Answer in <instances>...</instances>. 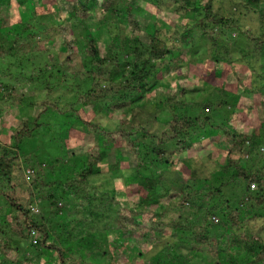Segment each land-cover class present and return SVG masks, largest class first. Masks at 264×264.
<instances>
[{"label": "trees", "instance_id": "16d2710c", "mask_svg": "<svg viewBox=\"0 0 264 264\" xmlns=\"http://www.w3.org/2000/svg\"><path fill=\"white\" fill-rule=\"evenodd\" d=\"M248 1L260 6V0ZM212 4V0H143V4L138 0H0V108L16 103L23 111L31 110L36 101L31 96L27 101L26 92L40 85L46 93L42 109L30 116L32 119L22 115L20 122L10 128L0 117V134L9 132L13 145L0 144V264L9 262L12 253L18 254L20 246L32 249L36 261L51 264H79L83 254L92 258L89 264H95L99 254L117 263L120 256L128 264H187L188 261L182 262L185 255L174 245L157 250L150 258L149 251L142 250L146 245L159 249L167 232L176 240H183L188 253L196 258L209 260V256L217 264H264V238L250 243L252 235L243 232L248 230L245 215L258 219L260 213L246 207L239 221V206L232 209L228 204L229 211L225 212L218 205L213 206L214 210L201 205L199 194L204 187L197 181L200 162L196 157H188L177 165L181 155L195 143L212 138L219 131L227 145L226 160L214 170L213 190L208 193L212 197L223 195L232 184L238 186L239 180L246 183V193H252L255 190L251 183L257 181V195L250 196L255 197L257 205L264 202V165L255 163L259 158L256 148L264 142V123L261 132L238 133L227 120L238 115V104L232 101L237 93L224 84L218 92L225 98L212 100L217 93L213 91L201 100L208 101L218 116L228 111L221 123H214L213 114L192 112L191 100L196 93L179 82L175 87L164 83L163 73L172 64L165 62L172 53L170 46L174 47L177 40L191 44L193 30L199 27L217 46L212 65L203 78H222L230 73L236 78L239 94L252 91L234 65L229 46L235 43L223 38L227 34L222 27L224 18L213 14ZM27 7L26 16L22 10ZM190 8L204 11L202 17L195 16L198 25L184 19L171 27L165 25L163 17L167 13L177 11L185 17ZM145 12L143 25L140 17ZM4 18L7 21L1 23ZM91 22L95 25H88ZM223 25L234 26L229 20ZM96 31L102 33L96 36ZM246 34L257 50L264 49V33ZM78 51L82 53L83 69L76 71V83H71L78 89L73 90L67 85L65 64ZM181 60L177 56L172 62ZM262 66L257 69L260 90L264 89ZM187 76L188 73L181 74L180 78ZM67 89L74 93L71 98L65 97ZM151 93L155 94L149 96ZM142 96L154 97V110L165 105L170 112L169 116L159 118L153 109L148 110L160 121L154 129L155 121L145 122L139 114L121 119L114 126L83 116L89 107L97 117L105 112H133L135 100ZM53 115L66 119L59 126L64 131L53 134L50 141L61 154L51 159L55 165L51 163L46 180L36 177L33 167L24 171V179L31 188L29 194L24 193L14 179L21 180L19 169L24 159L30 160L31 151L23 152L21 145L47 126L45 119ZM71 118L80 121V128ZM72 126L94 137L93 143L80 154L69 147ZM83 137L78 140L82 142ZM104 162L110 163L107 169L114 174L122 173L121 185L137 186V204H124L120 199L124 195L121 191L129 187L118 184L117 189L104 190L106 187L100 188L92 181ZM174 191L180 195H171ZM164 197L166 201H162ZM38 200L47 211L34 212V202L39 203ZM62 201L67 205L65 210L59 207ZM182 235L187 237L181 238ZM132 238L136 239L133 244ZM243 241L249 248L247 253L242 252ZM76 255L78 263L70 261ZM24 263L35 261L27 257Z\"/></svg>", "mask_w": 264, "mask_h": 264}, {"label": "rangeland", "instance_id": "374dc122", "mask_svg": "<svg viewBox=\"0 0 264 264\" xmlns=\"http://www.w3.org/2000/svg\"><path fill=\"white\" fill-rule=\"evenodd\" d=\"M212 9L213 14L217 16H222L224 18L222 27L224 30L227 31V34L223 37L225 39H228L230 43L234 42L235 45L230 48V55L234 59V65L239 68L241 78L245 79V85L252 87V91H246L242 94L238 93L237 90V84H236V78L229 74H226L222 78H215L213 76H210L205 79L203 76H206V71L209 70L210 66L212 65V57L216 55L217 46L214 44V41L210 38L208 35H204L199 27H196L195 30H193V38L194 41L191 44L184 45L177 40L176 44L172 48V53L169 54L166 58L165 62L171 61V66L168 70H165L163 73L164 76V83L170 84L171 87H175V85L179 82L180 85L185 86L189 88L193 94H195V99L191 100L193 103L195 102L197 105L192 104L194 106V109L192 112H198L199 114L203 115H211L213 114V122L214 123H221L226 116L228 115V111H226L223 114L221 112V116H218L215 113V111H212L210 106L208 105V101L205 99L201 101L205 96L211 95L214 92H217L212 100H217L223 98L224 95H222L220 92H218V88H220L223 84L225 85V88L228 89L231 92L236 91L238 94H234L233 102L238 104L237 109V117L232 116L229 117L227 120L230 125L233 127H236L238 133L241 132L243 134L250 135L254 131L261 132V127L264 123V89H259L260 83H259V75L257 72V69L261 70L262 65H264V49L263 50H257L255 47L254 42H252L251 39L247 36L246 32L248 34H253L255 36L262 35L264 33V0H260V6L256 7L255 2H251L248 0H212ZM140 4H143V0H138ZM26 16L29 15V8H25V10H22ZM203 10L201 8L195 10L193 8H190L188 13L185 15V17L180 16L179 12H171L167 13L164 17V13H161V16L163 17V20L165 19L168 27L174 26L178 23H180L183 19L184 21H190V24L194 23L196 24L197 18L202 17ZM19 12H16V15H18ZM147 15L145 12L144 15L140 17L143 25H145L146 21L144 17ZM226 20H229L233 23V27H225L223 24H225ZM7 21L6 18L3 19L1 23H5ZM90 26L95 25V23L88 24ZM82 30V29H81ZM245 32H244V31ZM170 33L172 30H168ZM96 36H99L102 31H96L94 32ZM231 35V37H230ZM178 36L174 34V39H177ZM214 37V35H213ZM232 41V42H231ZM224 42V41H223ZM226 43V42H225ZM259 49V48H258ZM221 51H223V48H220ZM55 51V50H54ZM102 51H105L104 47L102 48ZM82 53L78 51L76 54H74V59L67 62L65 64V68H68V79H67V85L69 86V89L77 90L78 88L72 84L76 83L75 78H78V74L76 71L79 69H83L82 61H81ZM177 56H180L183 58L180 62H172L173 59H175ZM22 63H26V60ZM261 68V69H260ZM63 72V69H62ZM188 73V76L186 78L181 79V74ZM66 74V73H65ZM106 84L108 81L105 82ZM33 88L28 90L26 92V98L27 101L31 100L28 97H32L36 102L35 106L32 107L31 110H22L21 106L16 107V103H6L2 105L0 108V117L2 119L3 124L7 125L11 128L13 125H17L20 122V119L22 118V115L25 117H30L38 113L41 109V101L45 97V88L43 86H32ZM87 88V87H82ZM67 89V92L65 93V97L71 98L73 96V92ZM42 90L44 92H42ZM64 90V88H62ZM228 92V91H225ZM23 95H25V92H22ZM155 93H151L149 96L154 95ZM224 94V92H223ZM149 96H142L141 98H138L134 102V111L131 112V110H124V111H117V112H108V113H100L97 117V114L93 112V110L89 107L86 109L87 114L83 113V116L85 118L89 119H98L106 125L114 126L119 123L121 119L131 117L132 114H139V118L144 119V121L154 120L155 123H153V129L160 123L159 120L155 119L154 117L157 116L159 118H163L164 116H169L170 112L166 110V106L160 107V109L157 111L153 109L154 106V97ZM219 96V97H218ZM211 97V96H209ZM225 98V97H224ZM65 100L64 98H62ZM222 100V99H221ZM216 103V102H214ZM234 103V104H235ZM233 105V104H232ZM153 109V111L156 112L155 116L148 114L149 111ZM217 110H219V106L217 107ZM90 111V112H89ZM141 113V115H140ZM218 116V118H217ZM224 116V117H223ZM31 118V117H30ZM32 119V118H31ZM47 121V126L42 127L39 129L33 137L26 139L22 145L21 149L23 152L25 151H31L29 154L31 156L29 161H26L25 159L22 161L21 169H19L21 173V180L19 182L18 179H14L20 186V189L25 193L29 194V190L31 188H28V183L24 179V171L26 172L29 168H34L36 177L41 176L44 180L47 179L46 173L50 172L51 170V163L55 165V162H52L51 159L54 157V155H59V149L54 146L53 142L51 143V137L53 134H57L63 132L62 129L59 127L60 122H65V117L61 115H53L50 117V119H45ZM72 123L74 122L76 127L80 128L82 125L79 122L74 121L72 118ZM142 121V120H141ZM71 122H69V125ZM72 125V124H71ZM71 127L69 134L70 137L68 138L69 147L76 150L77 154H80L84 152L85 149H87L94 140V137L90 134L84 133V131L76 128ZM232 131L235 132L234 128H231ZM212 133L213 131L210 130ZM213 134V133H212ZM84 136L82 139V142L80 136ZM214 137L211 138H204L201 140V142H197L194 144V146L185 154L181 155V158L178 159V163L182 159H186L188 157H196V161L200 162L197 166L199 179L197 180L198 183H200L204 187V191L200 192L199 197V203L205 207L212 208L214 210L213 206L218 205L219 209L223 208L225 209V212L229 209L226 208L228 204H230L232 209H234L236 206H239V221L243 218L242 216L245 214V208L249 207V211H258L260 213V218L255 219L252 217V219L249 218V216H246V226L248 227L247 231H243L245 235H252V240L250 243H253L257 239L264 238V202L262 205H257L255 202V197H251L250 195H257L258 192V182L257 187H255L252 190H255V192H247L246 193V183L242 181H238V186L235 187V183L232 184L227 188L225 191V194L223 195H215L213 194V197L211 196L208 191L213 190L212 179L215 175V171L219 169L218 166L219 163H224L226 160V154H227V145L225 142V139L219 136L218 133L213 134ZM142 139V138H140ZM264 141V139H263ZM2 143L3 146L12 147V140L10 139L9 132L1 133L0 134V144ZM248 144V143H247ZM68 151V150H67ZM256 151L258 152L259 158L255 159L256 165L259 164V166L264 165V142L262 144H259L256 148ZM69 153V152H68ZM71 153V152H70ZM61 154V153H60ZM38 159V160H37ZM31 160H34L33 164L30 163ZM246 158L242 161L244 162ZM50 161V162H49ZM110 165L109 162H104L100 165V171L96 175L92 177V181L98 186V187H106L104 190H112L117 189V185L119 184L120 187H129L125 192L124 190L121 191L122 195L120 199L123 201L124 204H130L135 205L138 203L139 195L137 193V186L131 185V186H124L121 185L122 182V173L119 175L114 174L110 169H107V167ZM124 168H127L126 165H124ZM66 169L69 168L66 166ZM28 171V170H27ZM65 172V171H64ZM47 173V174H48ZM69 173V172H65ZM187 175V174H186ZM23 176V177H22ZM28 181L30 182L31 179L27 177ZM50 179V178H49ZM230 179V178H228ZM175 185V184H174ZM248 187V185H247ZM257 190V191H256ZM262 191V190H261ZM171 195H180L178 192H172ZM216 196V197H215ZM125 197V198H124ZM124 199V200H123ZM167 198H162V201H166ZM39 201V200H38ZM63 204H61L59 207H63V210L66 209V203L62 201ZM34 212L37 214L42 213V211H47V208H42L43 205L39 201V203L34 202ZM218 217V216H217ZM251 217V216H250ZM219 219V218H218ZM58 221V220H56ZM168 235L165 236V239H163L161 243V247H158L155 249L152 248L151 245H146L143 247L142 250L149 251L147 253V256L150 258L153 254L157 252V250H162V248H167L169 245H174L178 252L183 253L185 256L182 260V262L187 264H217L218 262H215L214 258L209 257L206 260V258H196L195 255L189 254V248L188 246L183 242V240L175 239L174 237L170 236V232H167ZM187 237L186 235H182L181 238ZM174 238V239H173ZM128 237H126V240ZM136 240L135 238L131 239V244H133V241ZM129 241V239H128ZM130 244V241H129ZM242 252L246 251L248 252L249 248L247 249L246 242H242ZM20 251L18 254L16 252L12 253L9 262H6V264H23V261L27 257H31L35 264H51L47 263L44 260L36 261L38 258H36V254L32 253V249L28 248L25 249L24 246H20ZM246 247V248H245ZM245 248V249H244ZM208 254V252H207ZM210 255V254H209ZM72 259L70 261H74L75 263L82 264V261L87 262L85 264H89V260L92 261V258L87 257L85 254H83V258L80 261L79 256H72ZM99 259H94L95 264H128L130 262L125 261L124 259H120V256L118 257V263L117 261L112 262L111 259L106 257L103 254L98 255ZM79 259V260H78ZM78 260V262H76ZM141 261V259H140ZM28 264V263H24ZM59 264V263H57Z\"/></svg>", "mask_w": 264, "mask_h": 264}, {"label": "built area", "instance_id": "2783aa9c", "mask_svg": "<svg viewBox=\"0 0 264 264\" xmlns=\"http://www.w3.org/2000/svg\"><path fill=\"white\" fill-rule=\"evenodd\" d=\"M255 187H257L256 183L255 182H252L251 183V188L254 189Z\"/></svg>", "mask_w": 264, "mask_h": 264}]
</instances>
